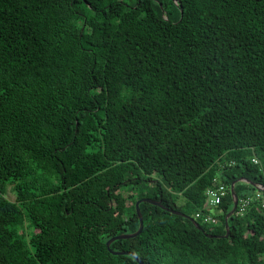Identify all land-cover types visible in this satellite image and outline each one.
Returning <instances> with one entry per match:
<instances>
[{"label":"trees","instance_id":"1","mask_svg":"<svg viewBox=\"0 0 264 264\" xmlns=\"http://www.w3.org/2000/svg\"><path fill=\"white\" fill-rule=\"evenodd\" d=\"M241 178L264 186V0H0V264H138L106 242L143 198L165 209L111 251L264 264L258 204L224 237Z\"/></svg>","mask_w":264,"mask_h":264},{"label":"built area","instance_id":"2","mask_svg":"<svg viewBox=\"0 0 264 264\" xmlns=\"http://www.w3.org/2000/svg\"><path fill=\"white\" fill-rule=\"evenodd\" d=\"M256 163L255 160H253ZM227 187L218 179H213L211 186L205 191V210L206 212H197L194 215L195 220L208 226H216L220 223L218 219V207L222 199L227 195ZM256 203L261 209H264V192L260 189H255L249 194H245L237 199L235 212L242 215L246 208L251 204Z\"/></svg>","mask_w":264,"mask_h":264},{"label":"water","instance_id":"3","mask_svg":"<svg viewBox=\"0 0 264 264\" xmlns=\"http://www.w3.org/2000/svg\"><path fill=\"white\" fill-rule=\"evenodd\" d=\"M240 182L247 183L250 186L254 187L255 189H260L261 191L264 192V186L263 185L254 184V183H252V182H250V181H248L247 179H244V178L237 179L236 181L231 183V185L229 187V193H230V197H231V200H232V208L224 217V229H225L224 237H227L228 231H229L228 219L234 214L235 208H236V205H237V199L238 198H237V196H236V194L234 192V186H235V184L240 183ZM142 202H146V203H149L150 205H154V206H157V207H159L161 209H165L161 205L160 201H154V200L147 199V198H143V199H140V200L136 201L135 202V211H136V215H137V218H138V229L132 234L118 235V236L110 238L106 242V248L112 255H128V256L132 257L138 264H143V263L140 260H138V258L135 255H133V254H131L129 252H114V251H111L109 246H110V244L112 242H114L116 240L134 238V237L138 236L141 233V230L143 228V219H142V215H141V213L139 211V207L138 206ZM172 213L175 214V215H178V216L185 217L186 219H188L194 225V227L196 229L201 230L200 226L198 225V223L193 218L187 217V216L183 215L182 213L176 212V211H172ZM206 236L207 237H211L210 235H206Z\"/></svg>","mask_w":264,"mask_h":264},{"label":"rangeland","instance_id":"4","mask_svg":"<svg viewBox=\"0 0 264 264\" xmlns=\"http://www.w3.org/2000/svg\"><path fill=\"white\" fill-rule=\"evenodd\" d=\"M6 197H7L8 200L14 201V195L11 193L9 188L7 189Z\"/></svg>","mask_w":264,"mask_h":264}]
</instances>
